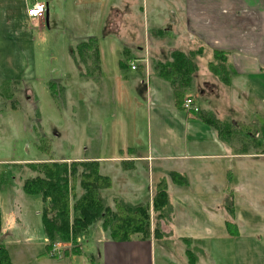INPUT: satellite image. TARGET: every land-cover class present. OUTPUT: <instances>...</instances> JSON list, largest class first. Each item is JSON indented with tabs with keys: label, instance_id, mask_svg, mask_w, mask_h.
Returning <instances> with one entry per match:
<instances>
[{
	"label": "rangeland",
	"instance_id": "obj_1",
	"mask_svg": "<svg viewBox=\"0 0 264 264\" xmlns=\"http://www.w3.org/2000/svg\"><path fill=\"white\" fill-rule=\"evenodd\" d=\"M30 1L0 0V219L2 217L3 228L10 234L9 241L12 239L34 247L39 232L45 233L41 220L43 203L38 195L26 194L22 189L23 181L35 175L27 163L117 156L119 149L127 145L133 147L135 153H160L156 113L162 107V113L168 115L167 121L175 118L174 123L177 116L173 118L171 112L176 101L172 85L157 77L156 68L166 58H156V50L150 47L152 39L159 38L152 35L150 24L143 22L142 0H126L127 6L124 0H49L50 23L43 22L39 27H33L26 16V5ZM109 2V6L115 4L124 12L123 16L117 17L119 24L113 21L114 30L110 25L105 27ZM90 38L97 47L98 70L93 68V58L84 62L78 55V44ZM135 46H145L149 53L140 52ZM72 55L79 61L78 66ZM189 56L196 68L190 73L192 78L183 90V97L190 96L205 105L210 101L215 110L221 114L224 111L220 118L227 123L223 135L227 153L246 152L253 156L264 153L261 116L264 105L254 101L253 94L241 93L246 87L243 88L237 79L230 80L231 69L229 72L227 61L218 66L223 62L219 55L205 53L199 48ZM131 61L135 69L130 68ZM144 63L148 72L146 67V72L144 70ZM205 82L214 87H207L203 95H197V88L204 87ZM235 85L243 88L239 96L232 92ZM254 86L251 88L264 91L259 88L261 86ZM147 87L151 89L147 91ZM210 114L214 117L213 111ZM177 118L183 125L182 117ZM187 130L207 136L204 129L186 126L180 132L181 136ZM255 133L259 136L255 137ZM168 145L163 151L186 152L181 140L166 148ZM258 161L249 156L224 160L227 175L219 186L224 195L219 194L226 203L236 201V212L249 219H253V166L261 163L258 167H264V161ZM186 162L171 160L158 164L180 169ZM158 164L154 162V165ZM136 169L133 187L138 192L128 196L126 192L121 195L103 190L106 205L113 206L114 201L138 205L149 200L151 188L160 173H152L151 167L141 164ZM168 191L177 211L187 199L203 201L213 197L207 193L194 195L170 183ZM193 210L195 216L205 214L198 207ZM224 211L227 216L232 215L230 207L226 206ZM258 214H261L260 210ZM205 220L208 221V217ZM150 221L152 224V211ZM232 222L230 220L231 227ZM156 224L161 232L163 228L166 230L164 218H159ZM22 226L27 227L28 238L21 237L24 235ZM98 228L100 225L96 222L89 227L88 236L80 234L86 252L89 249L92 253L97 251L90 236ZM248 228L250 230L243 231L244 236L238 240L239 247L220 248L219 241L213 238L215 245L206 246V255L200 261L205 264H264V237L254 241L258 244L254 248L253 235L246 236L253 231V226ZM59 243L78 248L76 239Z\"/></svg>",
	"mask_w": 264,
	"mask_h": 264
},
{
	"label": "crops",
	"instance_id": "obj_2",
	"mask_svg": "<svg viewBox=\"0 0 264 264\" xmlns=\"http://www.w3.org/2000/svg\"><path fill=\"white\" fill-rule=\"evenodd\" d=\"M1 1L29 2V0ZM48 1L46 0L47 19L44 18L36 26L31 22L33 27H39L43 22L47 25L50 23ZM124 2L127 6V1L124 0ZM109 5L110 2L107 5L110 12L105 15V27L110 25L113 29L115 25L113 21L119 24L120 21L117 17L123 16L124 12L115 4ZM141 10L144 24H150L152 35L159 38V40L152 39L150 43L151 49L156 50V58H161V56L170 58L174 51L189 52L197 51L199 48L208 54L220 52L226 58L231 69L230 80L233 82L234 79H237L241 81L240 84L243 85V88L246 87L241 92L240 90L243 88L235 85L232 92L238 96L240 92L247 96L253 94V100L264 105V91H256L251 88V85L254 88V84H256L257 87L261 86L259 88L264 90V0H142ZM135 47L140 52L147 51L149 53V48L147 49L145 46L143 48ZM129 63L133 64L132 61ZM145 67L147 68L146 63H144L146 72L148 68ZM157 77L165 80L159 74ZM148 79L150 85L149 75ZM229 83L231 84V81ZM203 85L205 88H197V95H203L204 89L207 87H214L207 82ZM149 87H147V91L151 89ZM151 94L149 92V96ZM192 100L194 106L198 108L197 112L186 111L182 108V104L177 105L175 101L171 106L173 118L175 115L182 117L180 119L183 120V125H180V120L177 117L175 123L173 122L175 118L172 117L173 120L167 121L168 115L162 113V107L161 111H157L156 128L159 133L157 140L162 148L160 153L149 151L135 153L134 148L127 145L119 149L120 155L117 156H92L75 158V160L97 161L99 173L108 176L111 180V187L108 191H112L114 194L116 192L124 195L126 192L128 196H133L138 192V189L133 187V183L138 171L136 166L141 164L146 165L147 168L151 167L152 173L153 171L156 174L160 173L151 192L155 184L164 179L170 204L168 183L189 190L194 195L211 194L212 198H205L203 201L187 199V202L178 207L179 211L171 204L170 220L165 224L166 230L163 228L159 239L153 237L152 226L147 239L143 240L135 235L126 242L111 241L107 233L98 228L92 237L90 236L97 250L93 253L90 249L85 251L87 248L81 243V235L76 237L78 248L72 249L69 247L70 245L62 246L57 256L52 255V247L49 246L44 232H39L37 243H34L37 245L34 247L25 246L24 243L12 239L9 241L10 234L4 230L1 217V239L9 254L11 264H205L200 260L203 259L202 256L206 255V246L215 245L216 242H213V238L219 241L220 248L227 249V247L232 248L237 245L239 247L238 240L244 236L243 231L250 230L249 225L253 226V231L246 233V236L253 235V242L264 237V169H262L264 167H258L262 165L261 163L253 166V204L251 206L253 219L242 217L236 212V201L228 202L232 215L227 216V211L224 210L228 204L219 194L222 192L224 195L220 183L225 182V175H227L224 160L249 156L256 161H264V153L256 156L251 153L246 154V152L227 153L223 146L225 143L223 135L226 132L227 123L226 120L220 118L224 111L221 114L219 110H215L214 103L210 101H207L205 105L199 102L200 100L193 98ZM230 110L233 109L230 108ZM211 111L214 112V117L210 114ZM261 116L264 121V112ZM255 123L253 120V124ZM185 126L194 130L204 129L207 136L189 133V130L184 136H181L180 132L184 131ZM219 127L222 131L219 130ZM261 127H263L262 124ZM163 133L166 135L163 136ZM257 134L253 135L259 136ZM180 140L185 146L186 152L175 154L167 149L163 151L165 145L170 144L166 146L168 148ZM171 160H185L187 164L186 166L182 165L180 169L175 166L162 164L159 166L158 164L160 161ZM154 162L158 165H154ZM166 168L171 169L166 171ZM172 172L183 176L185 184H175L169 176ZM146 203H149L151 211V194ZM196 207L202 209L208 216L205 214L195 216L196 211L193 208ZM259 210L261 214H258ZM205 217H208L209 220L206 221ZM230 220L233 221L232 227L229 226ZM22 231L24 233L22 238L30 236L26 226H22ZM87 233L88 231L86 235ZM254 243L255 248L258 244ZM9 246H12V249ZM186 250H189L190 254ZM191 254H193V258ZM197 254L201 256L198 257ZM171 260H175L176 263H168Z\"/></svg>",
	"mask_w": 264,
	"mask_h": 264
},
{
	"label": "trees",
	"instance_id": "obj_3",
	"mask_svg": "<svg viewBox=\"0 0 264 264\" xmlns=\"http://www.w3.org/2000/svg\"><path fill=\"white\" fill-rule=\"evenodd\" d=\"M95 45L94 39L90 38L81 41L77 51L84 62L93 58V68L96 67L98 70V53ZM190 53L194 54L196 51ZM190 53L174 51L170 58L160 62L156 68L158 74L172 85L177 105L182 104L183 90L189 85L192 78L190 73L196 68L189 56ZM213 53L223 58V62H219L221 64L218 66L224 65L226 58L223 54ZM72 58L78 66L79 61L73 55ZM227 68L230 72V68L228 66ZM219 128L222 131L221 127ZM27 165L35 175L23 181L22 189L26 194L38 195L42 200L41 220L50 247L54 242L75 240L96 222L111 241L126 242L135 235L147 239L152 229L153 237L159 239L162 233L156 222L159 218H164L165 223L170 220L172 207L164 179L159 180L151 192V211L154 221L151 224L149 203L131 205L114 201L113 206L106 205L102 191L111 187V180L108 176L99 173L98 163L95 160L70 162L60 160L27 163ZM169 176L175 184H185L183 176L174 172ZM186 251L190 254L189 250ZM191 257L193 258V254ZM0 264H11L9 254L2 243L1 231Z\"/></svg>",
	"mask_w": 264,
	"mask_h": 264
},
{
	"label": "built area",
	"instance_id": "obj_4",
	"mask_svg": "<svg viewBox=\"0 0 264 264\" xmlns=\"http://www.w3.org/2000/svg\"><path fill=\"white\" fill-rule=\"evenodd\" d=\"M45 10H46V0H31L30 3L26 7V16L29 18L30 22L34 26L37 23L41 22L45 18ZM131 69H135V65H130ZM182 108L186 111L197 112L198 108L194 106L193 100L190 97H186L182 101ZM51 253L53 256H57L59 254V249L62 248V245L59 242H55L52 244Z\"/></svg>",
	"mask_w": 264,
	"mask_h": 264
},
{
	"label": "water",
	"instance_id": "obj_5",
	"mask_svg": "<svg viewBox=\"0 0 264 264\" xmlns=\"http://www.w3.org/2000/svg\"><path fill=\"white\" fill-rule=\"evenodd\" d=\"M45 19H47V11L45 10Z\"/></svg>",
	"mask_w": 264,
	"mask_h": 264
}]
</instances>
